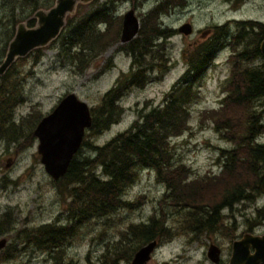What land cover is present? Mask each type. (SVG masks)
Listing matches in <instances>:
<instances>
[{"label":"rangeland","instance_id":"374dc122","mask_svg":"<svg viewBox=\"0 0 264 264\" xmlns=\"http://www.w3.org/2000/svg\"><path fill=\"white\" fill-rule=\"evenodd\" d=\"M91 1L79 3L75 11L67 15L66 21L96 9L105 0ZM158 1L112 0V4L107 5V8L115 23L121 17L120 25L117 23V27L122 25L123 14L131 7H136L134 9L139 19L140 29L145 13ZM241 2L239 0V3ZM54 3L55 0H49L46 4L48 6L40 9L47 10ZM132 3L135 5L133 6ZM232 17L246 19L254 22V25L263 27L264 0H246L235 9L231 8V0H186L184 6L171 8L163 16L164 24L175 31L164 42L167 63L165 67L167 68H161V71L157 69L148 71L145 84L141 87L131 86L120 100L119 105L123 113L119 120L101 135L86 137L85 140L90 144L104 143L116 133L128 128L139 117L141 110L159 106L173 83L185 71L186 50L203 42L202 34L212 32L213 27L218 25L216 26L217 37H213V41H218L215 45L217 53L212 65L196 83L199 98L188 108L190 129L183 135L170 139L174 158L171 168L175 169L177 165L182 166L185 180L198 178L196 181H202L200 204L220 196L223 189L230 187L234 182L239 183L240 180H244L251 183L253 176L247 167L249 158L246 151H238L235 154L238 168L236 173L222 175L223 168L217 163L220 151L234 149L237 146L222 138L221 133L215 130L214 125L212 126L206 111L218 106L223 95L222 84L225 78L229 77V66L225 61L230 53L229 48L236 43V39L231 32L225 30V25L228 24L226 19ZM26 21L21 22L26 24ZM185 22L192 25V32L188 35L177 31V28ZM240 24L237 25V29H235L236 24H229L227 28L237 32ZM97 28L102 32L106 29V25L99 24ZM4 29L5 26L0 21V33ZM256 31L260 32V28L256 27ZM123 44L120 43L119 36V40L92 59L82 73L76 72L77 61H74L72 65L62 60L59 38L41 48L42 57L36 64L28 59L29 56L24 58L26 61L23 64H19V61L14 63L16 72L21 71L20 75L24 77L22 88L24 101L14 112L16 122L25 117L22 123L24 134L16 138L0 135V215L8 211V219L13 218V222L11 221L13 228L6 237L7 245L0 250V264H99V260L103 259L102 255L107 252L106 244L124 246L123 243L128 238L140 237L137 230L134 234L130 228L139 227L141 224L146 225L152 217L166 223V232L159 238L156 237L159 240V246L155 247L152 264H212L206 254L209 244L215 243L227 249L233 238L241 232L249 228L264 229L261 225L251 226L261 219L257 210L264 211V193L256 196L253 201H241L234 204L231 210L227 208L228 206L219 207L217 209L218 224H214L212 231L206 230L203 234H194L182 229L180 223L183 216L179 212L182 203L175 208L173 207L175 199L172 201L167 197L170 189L168 191L165 184H170L171 178L167 177L169 180L161 181L155 171L140 169L135 183L122 195V201L131 203L130 207L121 206L116 214L92 219L80 227L73 239L72 236L66 235L64 241L56 240L60 243L56 244L52 251H50L49 239L42 247L48 252L34 248L36 245L27 238L32 232L21 233L22 230H30L40 224L62 225L68 220L66 215L69 200L57 190L54 179L47 174L40 161V155L37 152L38 139L33 135L36 125L43 116L52 111L64 95L71 92L75 93L79 99L86 101L91 108L96 106L102 94L115 85L122 74L129 71L131 59L120 49ZM4 56L0 57V62ZM253 108V105H249L242 110L238 109V113H233L232 117L249 114ZM256 108L258 111L261 110L258 105ZM262 113L264 120V112ZM38 116L40 118L36 122L35 119ZM27 134L29 135L24 138ZM257 140L264 143V133H258L254 138L255 142H258ZM81 151L82 153L77 155L79 159L92 155L88 148L83 147ZM8 159L12 162H9L10 166L6 167ZM209 173L213 177L207 178L206 175ZM215 177L218 179L214 181ZM190 184L191 182L188 185ZM185 186L187 185L181 187ZM221 208L224 209L219 212ZM224 215L227 217L226 220ZM224 222L226 227L222 226ZM25 238L30 243L26 242ZM57 250H63L58 260L49 257V253L56 255ZM8 251L9 255L3 257ZM117 255L120 256V254Z\"/></svg>","mask_w":264,"mask_h":264},{"label":"trees","instance_id":"16d2710c","mask_svg":"<svg viewBox=\"0 0 264 264\" xmlns=\"http://www.w3.org/2000/svg\"><path fill=\"white\" fill-rule=\"evenodd\" d=\"M48 2L49 0H0V21L5 26L0 33V57L5 55L8 43L14 36L16 22L27 20L26 25L33 27L36 23L34 13L47 7ZM111 4L112 0H105L94 10L77 18L67 19L59 35L51 41L59 38L62 60L72 65L77 61L78 73H82L92 59L119 40L121 17L118 18L119 22L112 21L107 8V5ZM185 4L186 0H159L145 13L137 36L120 47L131 59L129 71L122 74L115 85L102 94L96 106L90 107L92 124L85 130L81 148L73 156L66 173L59 179H54L57 190L69 200L67 223H45L30 230H22L21 233L32 232L27 238L36 245L34 248L48 251L42 247L49 239L52 251L53 247L60 243L56 240L64 241L66 235L72 236L73 239L80 227L92 219L113 214L121 206L130 207L131 203L122 201V195L135 183L140 169L155 171L161 181L169 180L167 177L171 178L170 184H165L167 190L171 191L169 194L167 192V197L172 201L175 199V208L182 203L181 209L179 208L183 216L181 228L194 234H201L202 230L212 231V224H218L219 207L228 206L231 210L234 204L253 201L256 196L264 193V143L254 141L258 133H264V58L259 49L264 36V26L254 25L252 21L241 23L237 32L230 28L228 30L229 24L225 25V30L231 32L236 39V43L229 48L230 53L225 61L229 66V77H226L222 84L223 95L218 106L206 110L215 130L221 133L222 138L237 146L220 151L217 163L223 168L222 175L235 174L238 169L235 154L238 151H246L249 158L247 167L253 176L251 183L244 180L234 182L230 187L224 188L220 196L209 201L202 200L200 204L202 181H196L198 178L185 180L182 166L171 168L174 158L170 139L179 137L190 129L188 108L199 98L196 83L212 65L217 53L216 44L211 46L212 43L199 42L186 50L185 71L173 83L159 106L141 110L139 117L128 128L116 133L104 143L90 144L85 140L86 137L101 135L119 120L123 113L119 102L131 86H143L148 71H161V68L164 69L167 65L164 42L175 31L164 24L163 16L171 8ZM117 23L119 25L116 27ZM99 24H105L106 29L101 32L97 28ZM256 27L260 28V32L256 31ZM228 42L231 43L229 40ZM27 56L36 64L42 57L41 48L34 49ZM27 56L17 58L0 76V135L7 138L22 137L24 134L22 123L25 117L17 122L14 119L16 108L24 101V77L20 75L21 71L16 72L14 63L19 61V64H23ZM255 103L261 110H257ZM249 105H253L255 110L251 109L249 114L232 117L233 113H238ZM32 114L33 112L30 116ZM39 118L40 116L35 121ZM83 147L90 149L92 155L79 159L77 155L82 153ZM206 177L213 176L209 173ZM217 177L213 180H217ZM183 185L187 186L181 187ZM8 216V211L0 215V236L5 239L13 228V218L8 219ZM212 218L216 221L212 222ZM138 229L140 237L128 238L123 243L124 246L111 244L114 255H102L103 259L99 264H121L122 261L129 264L136 250L166 232V223L152 217L146 225ZM25 240L29 242L26 238ZM60 252L63 250H57L56 255L49 253V257L58 260ZM117 254H120V257ZM8 255L9 251L3 257Z\"/></svg>","mask_w":264,"mask_h":264},{"label":"water","instance_id":"95a60500","mask_svg":"<svg viewBox=\"0 0 264 264\" xmlns=\"http://www.w3.org/2000/svg\"><path fill=\"white\" fill-rule=\"evenodd\" d=\"M91 0H55L47 10L39 9L34 13L36 26L28 27L24 22L16 26L13 38L3 60L0 62V76L20 57L27 56L34 49L45 47L54 40L65 25L66 17L72 14L77 4ZM139 30V19L133 8L123 14L120 43L132 40ZM177 31L188 35L192 31L189 22L181 24ZM264 57V36L259 44ZM92 124L90 106L71 92L64 95L50 113L43 116L36 125L33 135L38 139L37 152L45 171L52 179L63 176L75 153L80 148L86 128ZM7 160L6 167L10 166ZM6 244V239H0V249ZM156 241L141 246L134 254L131 264H146ZM255 252L248 255L249 247ZM208 257L216 262L219 259L217 247H210ZM264 259V236L258 238L244 235L232 244V255L229 264H258Z\"/></svg>","mask_w":264,"mask_h":264},{"label":"flooded vegetation","instance_id":"af4514ba","mask_svg":"<svg viewBox=\"0 0 264 264\" xmlns=\"http://www.w3.org/2000/svg\"><path fill=\"white\" fill-rule=\"evenodd\" d=\"M242 2L241 3H239V0H231V8L232 9H235V8H237L239 5H242L246 0H241ZM90 2V1H89ZM88 3V2H87ZM78 5V4H77ZM130 7V6H129ZM131 8H135V7H131ZM134 11H135V9H134ZM227 21V23L228 24H236V27H235V29H237V25L238 24H240V23H243V22H246V21H248V20H246V19H239V18H237V17H232L231 19H226ZM218 24H220V23H218ZM216 26H218V25H215L214 27H213V30H212V32H205V33H203L202 34V41L203 42H206V43H212L211 44V46H213V45H215V44H217L218 43V41H213V37H217L216 36V34H217V31H216ZM210 46V47H211ZM119 209V208H118ZM118 209H116L115 210V213H113V214H116L117 212H118ZM124 209V208H123ZM224 208H221L220 210H219V212H221L222 210H223ZM258 216H260V220H258V221H256L253 225H251V226H255V225H261V226H263L264 227V211H261V210H259L258 211ZM224 217H225V220L227 219V217L224 215ZM207 219H209V218H207ZM233 221H234V219H232ZM216 220L214 219V218H212V222H215ZM217 223V222H216ZM215 223V224H216ZM213 226H214V224H212ZM143 226V224H141L139 227H142ZM223 227H226V225H225V222H224V224L222 225ZM138 227V228H139ZM137 227H131L130 228V231L131 232H133L134 234L135 233H137L136 232V230L138 231L139 229H138ZM206 230H202L201 231V234H203L204 232H205ZM251 235V236H254V237H258V238H260V237H262V236H264V229L263 230H255V229H252V228H249V229H247L246 231H243V232H241V234H239L238 236H235L234 238H233V240H232V243L230 244V246L227 248V249H225L223 246H221V245H218V244H215V243H211V244H209L208 246L209 247H207V251H208V249L212 246V247H217V249H218V251H219V259L216 261V262H214V261H212L209 257H208V255H207V257L209 258V260L212 262V264H229L230 263V258H231V255H232V244H233V242H235V241H239L244 235ZM139 236H141V234H138ZM159 238V237H158ZM5 239V238H4ZM152 241H156V244H155V247H157V246H159V243H158V239L157 238H155L154 240H151V241H148L147 243H149V242H152ZM147 243H145V244H147ZM145 244H143V245H145ZM6 245V244H5ZM142 245V246H143ZM155 247L153 248V250H152V252L150 253V258L148 259V261L146 262V264H152V259H153V253H154V250H155ZM105 248H106V251L108 252H106V253H104L103 254V257L104 256H109V254H111V255H114V251H113V249H112V245H107L106 244V246H105ZM137 251V250H136ZM135 251V252H136ZM135 252H134V254H135ZM254 252H255V249L253 248V247H249V250H248V255H253L254 254ZM134 254L132 255V257H131V260H130V264H131V262H132V259H133V256H134ZM206 254H207V252H206ZM120 257V256H119ZM120 259V258H119ZM99 261H101V260H99ZM123 262V261H122ZM122 262H121V264H122ZM258 264H264V259H262L260 262H258Z\"/></svg>","mask_w":264,"mask_h":264},{"label":"bare ground","instance_id":"6f19581e","mask_svg":"<svg viewBox=\"0 0 264 264\" xmlns=\"http://www.w3.org/2000/svg\"><path fill=\"white\" fill-rule=\"evenodd\" d=\"M33 16H34V15H33ZM33 18H35V17H33ZM26 26H27V25H26ZM34 26H36V23H35V25H34ZM34 26H33V27H34ZM191 32H192V31H191ZM261 40H262V39H261ZM260 42H261V41H260ZM260 52H261V51H260ZM263 58H264V57H263ZM6 71H7V70H6ZM6 71H5V72H6ZM83 139H84V138H83Z\"/></svg>","mask_w":264,"mask_h":264}]
</instances>
